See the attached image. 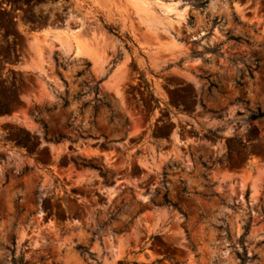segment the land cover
Listing matches in <instances>:
<instances>
[{
	"label": "rangeland",
	"instance_id": "obj_1",
	"mask_svg": "<svg viewBox=\"0 0 264 264\" xmlns=\"http://www.w3.org/2000/svg\"><path fill=\"white\" fill-rule=\"evenodd\" d=\"M259 113L264 0H0V264H264Z\"/></svg>",
	"mask_w": 264,
	"mask_h": 264
},
{
	"label": "bare ground",
	"instance_id": "obj_2",
	"mask_svg": "<svg viewBox=\"0 0 264 264\" xmlns=\"http://www.w3.org/2000/svg\"><path fill=\"white\" fill-rule=\"evenodd\" d=\"M151 41H152V40H151ZM156 42H157V41H156ZM159 42H160V41H159ZM161 42H162V41H161ZM162 43H163V42H162ZM87 48H88V46H87L86 48H83V46H82V47H81V46H77L76 50H77L78 53H79V52L82 53V52H87L86 50H88V49L90 50V47H89L88 49H87ZM96 48H97V47H96ZM85 49H86V50H85ZM98 49H99V48H98ZM84 50H85V51H84ZM94 50H95V49H94ZM100 51H101V50H100ZM100 51H98V52H100ZM88 52L94 53L95 51L93 52V49H92L91 51H88ZM95 53H97V52H95ZM95 53H94V54H95Z\"/></svg>",
	"mask_w": 264,
	"mask_h": 264
},
{
	"label": "trees",
	"instance_id": "obj_3",
	"mask_svg": "<svg viewBox=\"0 0 264 264\" xmlns=\"http://www.w3.org/2000/svg\"><path fill=\"white\" fill-rule=\"evenodd\" d=\"M109 31L111 32V33H113V32H115L114 30H112V29H109ZM262 117H264V113L262 114V113H259V114H257V115H253L252 116V120H258V119H260V118H262Z\"/></svg>",
	"mask_w": 264,
	"mask_h": 264
}]
</instances>
